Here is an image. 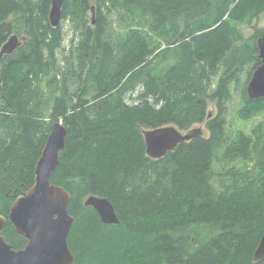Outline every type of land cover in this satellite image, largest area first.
Instances as JSON below:
<instances>
[{"label": "trees", "instance_id": "16d2710c", "mask_svg": "<svg viewBox=\"0 0 264 264\" xmlns=\"http://www.w3.org/2000/svg\"><path fill=\"white\" fill-rule=\"evenodd\" d=\"M49 8V0H0V46L12 34L11 16L23 19L26 37L0 60V215L33 186L52 123L61 121L67 136L51 183L71 196L73 264H264L253 261L264 232V127L230 142L225 132L230 85L246 66L248 84L264 34L255 29L245 40L238 27L264 14V0H64L62 20L76 14L82 28L67 71ZM107 9L120 10L125 32L116 38ZM245 85L241 119L264 111V98L250 100ZM209 102L218 113L207 120ZM202 123L208 137L159 160L146 156L144 130ZM219 150L253 168L228 170L231 184L216 193ZM90 196L107 199L119 223L103 224L84 205ZM1 235L13 249L26 244L9 222Z\"/></svg>", "mask_w": 264, "mask_h": 264}, {"label": "water", "instance_id": "95a60500", "mask_svg": "<svg viewBox=\"0 0 264 264\" xmlns=\"http://www.w3.org/2000/svg\"><path fill=\"white\" fill-rule=\"evenodd\" d=\"M47 21L51 29L62 21L64 0H49ZM91 13L94 8H90ZM17 34H11L0 46V60L12 56L19 46ZM260 65L253 71L246 87L250 100L264 98V34L257 40ZM208 118L210 116L208 115ZM203 135L199 127L179 131L174 126H163L143 131L146 156L153 160L164 158L181 143ZM67 127L53 122L41 156L35 166L33 186L12 203L7 218L0 215V264H73L74 257L68 246L73 218L68 212L70 194L63 187L51 183L58 167V155L64 149ZM85 207H92L105 225H117L119 220L112 204L105 198L90 196ZM9 222L15 233L26 241L22 249L15 250L1 235ZM264 258V232L253 255V261Z\"/></svg>", "mask_w": 264, "mask_h": 264}, {"label": "rangeland", "instance_id": "374dc122", "mask_svg": "<svg viewBox=\"0 0 264 264\" xmlns=\"http://www.w3.org/2000/svg\"><path fill=\"white\" fill-rule=\"evenodd\" d=\"M90 6L95 7V15L87 14V20L89 26H91V22L96 19L97 11L95 3H91ZM107 18V22L109 24L108 30H111V34L114 38L118 37L119 34L125 32L124 30L118 29V14L120 10L114 9H107L106 12L102 10L101 12ZM93 18V19H92ZM79 17L75 15H69L66 19L61 21L59 24L60 33H61V40L62 44L60 49L57 51V59L61 69L69 70L70 69V62L72 64H76L75 57H76V46L81 39V26L79 22ZM7 22L11 25L12 34H18V36H23L24 32V24L23 19L20 16H11ZM93 26V25H92ZM91 26V27H92ZM241 30L243 38L246 40L250 38L255 29H264V14H262L256 21H253L250 25L242 24L238 27ZM250 67L243 69L239 76H237V80L230 85V99L225 103V119H226V137L227 142L233 140L237 132H241L245 135H250L252 130L257 127H264V111L260 112L259 114L251 117L249 119H241L238 115L239 109L242 105V90L246 82L247 71ZM214 80H217L215 78ZM247 87V85H245ZM127 104L133 103L129 99V89L124 98ZM207 113L210 117H215L218 113V108L216 107L215 102H209L207 107ZM209 118H207L208 120ZM205 124H196L192 126L191 129L199 127L203 130V136L208 137V133L204 126ZM253 168L252 162H247L241 159H237L235 161H226L222 159V150L217 151L215 160L212 165L211 173V184L216 193H220L226 189L227 186L231 184V179L224 176V174L230 170H239V171H246Z\"/></svg>", "mask_w": 264, "mask_h": 264}, {"label": "bare ground", "instance_id": "6f19581e", "mask_svg": "<svg viewBox=\"0 0 264 264\" xmlns=\"http://www.w3.org/2000/svg\"><path fill=\"white\" fill-rule=\"evenodd\" d=\"M58 26H59V25H58ZM58 26H57L56 28H58ZM54 29H55V28H54ZM19 37H22V36H19ZM260 37H261V36H260ZM260 37H258V39H259ZM23 38H24V39H19V42H18V43H19V46L15 49V51H16L19 47H21V45L26 41V37L23 36ZM258 39H257V40H258ZM257 40H256V42H257ZM15 51H14V52H15ZM58 156H59V155H58ZM7 216H8V215H7ZM3 228H4V227H3ZM14 231H15V230H14ZM15 250H16V249H15ZM17 250H19V249H17Z\"/></svg>", "mask_w": 264, "mask_h": 264}]
</instances>
